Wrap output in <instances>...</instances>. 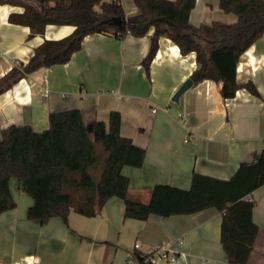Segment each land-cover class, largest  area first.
I'll return each mask as SVG.
<instances>
[{
    "label": "crops",
    "instance_id": "obj_1",
    "mask_svg": "<svg viewBox=\"0 0 264 264\" xmlns=\"http://www.w3.org/2000/svg\"><path fill=\"white\" fill-rule=\"evenodd\" d=\"M119 1L127 15L138 12L133 0ZM23 12V6L0 3V77L27 62L45 39H60L75 29L48 24L43 34L31 36L29 26L10 19ZM189 19L201 25L232 23L237 16L221 9L219 0H196ZM149 48L148 35L87 34L68 62L39 68L0 94V140L2 130L14 123L48 127L51 111L82 109L91 132L97 120L108 122L111 111L118 110L121 134L146 149L141 167H123L130 177L128 196L142 202L150 200L158 183L189 188L194 172L229 179L240 163L257 159L264 147V34L237 66L238 82L254 81L261 97L240 88L225 99L221 83L204 80L176 102L174 94L198 66L196 54H182L162 36L148 73L143 59ZM10 186L17 205L0 213V264H139L140 255L162 242H175L177 251L186 252L169 264H229L217 208L135 219L125 217L122 199L111 197L97 215L72 209L67 222L53 216L42 223L27 216L34 199L20 181L12 177ZM252 196L260 230L248 264H264V185Z\"/></svg>",
    "mask_w": 264,
    "mask_h": 264
},
{
    "label": "trees",
    "instance_id": "obj_2",
    "mask_svg": "<svg viewBox=\"0 0 264 264\" xmlns=\"http://www.w3.org/2000/svg\"><path fill=\"white\" fill-rule=\"evenodd\" d=\"M137 13L127 15L119 0H0L24 7L11 14L13 22L31 28V36L43 34L48 24L75 26L60 39H45L27 62L20 61L0 77V94L42 67L68 62L90 33L125 38L148 35L150 48L143 59L147 72L156 56L162 36L172 39L182 54L195 52L197 68L190 78L194 84L213 80L222 84L223 98L240 88L261 97L254 83L238 82L237 66L248 48L264 34V0H219L232 23L213 21L193 25L190 12L196 0H133ZM121 17V23L113 20ZM90 132L82 109L51 111L49 126L36 130L30 124H11L0 140V213L17 203L10 180L17 178L34 203L27 216L47 222L60 216L65 222L72 209L87 216L97 215L111 197L125 203V217L148 219L174 214H192L210 207L222 212L221 243L229 264H248L259 225L253 218L255 201L245 196L264 185V147L257 159L243 161L229 178L194 172L189 188L158 183L148 202L128 196L130 177L124 166L141 167L146 149L121 134V113L113 110L109 121L97 120ZM149 254L140 255L139 264Z\"/></svg>",
    "mask_w": 264,
    "mask_h": 264
},
{
    "label": "built area",
    "instance_id": "obj_3",
    "mask_svg": "<svg viewBox=\"0 0 264 264\" xmlns=\"http://www.w3.org/2000/svg\"><path fill=\"white\" fill-rule=\"evenodd\" d=\"M248 201H253L252 193L245 196ZM178 242H183V238H180ZM175 242H162L155 246L148 254L146 262H151L152 264H169L177 262L181 257H186V252L177 251L175 247ZM139 247V243L136 244Z\"/></svg>",
    "mask_w": 264,
    "mask_h": 264
},
{
    "label": "water",
    "instance_id": "obj_4",
    "mask_svg": "<svg viewBox=\"0 0 264 264\" xmlns=\"http://www.w3.org/2000/svg\"><path fill=\"white\" fill-rule=\"evenodd\" d=\"M113 20L117 23H121L122 19L121 17H114ZM194 84L193 80L189 77L180 87L179 89L176 91V93L173 96V100L178 102L180 96L186 91L188 90L190 87H192Z\"/></svg>",
    "mask_w": 264,
    "mask_h": 264
},
{
    "label": "rangeland",
    "instance_id": "obj_5",
    "mask_svg": "<svg viewBox=\"0 0 264 264\" xmlns=\"http://www.w3.org/2000/svg\"><path fill=\"white\" fill-rule=\"evenodd\" d=\"M47 128V127H46ZM45 129V128H44ZM43 130V129H42ZM27 194V193H26Z\"/></svg>",
    "mask_w": 264,
    "mask_h": 264
}]
</instances>
